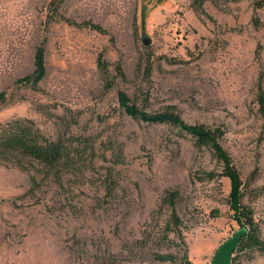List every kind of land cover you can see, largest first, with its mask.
<instances>
[{
	"label": "rangeland",
	"instance_id": "rangeland-1",
	"mask_svg": "<svg viewBox=\"0 0 264 264\" xmlns=\"http://www.w3.org/2000/svg\"><path fill=\"white\" fill-rule=\"evenodd\" d=\"M254 5L0 0V128L29 118L71 151L51 173L15 153L0 162V264H208L244 227L264 242V6ZM43 42L44 78L20 81ZM120 90L148 113L220 130L253 223L234 216L216 150L129 115ZM249 235L232 264H264V250L244 247Z\"/></svg>",
	"mask_w": 264,
	"mask_h": 264
},
{
	"label": "trees",
	"instance_id": "trees-1",
	"mask_svg": "<svg viewBox=\"0 0 264 264\" xmlns=\"http://www.w3.org/2000/svg\"><path fill=\"white\" fill-rule=\"evenodd\" d=\"M159 1L161 2L163 0ZM254 3V6L256 7L257 5H259L258 7L264 6V2L260 3V0H254ZM95 27H97V25H95ZM45 51V42H43L37 48L35 54L34 71L24 78H21L20 81L38 84L44 78L46 74ZM99 65L103 70H107V62L100 56ZM148 66H151V63H148ZM1 95L2 94H0V96ZM118 99L119 105L129 115L148 122L172 123L192 134L198 147L202 148L203 146H209L214 148L217 155L224 159L223 161L226 175L231 179L230 205L234 212V216L236 219H241L245 216L250 224L253 223L250 211L248 209L241 208L242 192L240 185L242 181L239 177V173L232 166L230 159H228L224 153L219 141V135L221 133L220 130L211 129L202 124H189L174 111L148 113L134 103L130 96L123 90L119 91ZM14 153L17 155L27 156L32 160L38 161L41 166L50 173L60 169L62 164H64V162L71 155V151L66 143L46 136L29 118L17 119L10 125L0 128V162H6L5 160L14 156L11 155ZM111 187L112 186L110 185V188ZM177 196V192H171L169 194L170 201L174 202ZM248 233H250V235L247 236L244 247L258 246L264 250V242L260 240L255 233ZM245 237L246 236L243 238Z\"/></svg>",
	"mask_w": 264,
	"mask_h": 264
},
{
	"label": "water",
	"instance_id": "water-1",
	"mask_svg": "<svg viewBox=\"0 0 264 264\" xmlns=\"http://www.w3.org/2000/svg\"><path fill=\"white\" fill-rule=\"evenodd\" d=\"M143 39L145 44L149 43L145 37ZM247 233L248 229L246 227L236 231L231 238L227 239L217 249L215 257L208 264H232L233 253L237 249L242 238L246 236Z\"/></svg>",
	"mask_w": 264,
	"mask_h": 264
}]
</instances>
